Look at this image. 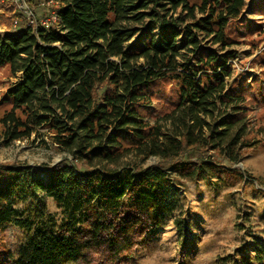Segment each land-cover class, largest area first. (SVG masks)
<instances>
[{
	"label": "trees",
	"instance_id": "trees-1",
	"mask_svg": "<svg viewBox=\"0 0 264 264\" xmlns=\"http://www.w3.org/2000/svg\"><path fill=\"white\" fill-rule=\"evenodd\" d=\"M32 2L34 27L0 32V71L14 79L0 93V146L46 130L64 155L45 178L0 163V235L26 234L14 253L0 241V264H122L172 220L173 184H251L234 166L264 145V68L225 80L232 47L264 39L241 18L264 15V0ZM261 251L235 264H264Z\"/></svg>",
	"mask_w": 264,
	"mask_h": 264
},
{
	"label": "rangeland",
	"instance_id": "rangeland-1",
	"mask_svg": "<svg viewBox=\"0 0 264 264\" xmlns=\"http://www.w3.org/2000/svg\"><path fill=\"white\" fill-rule=\"evenodd\" d=\"M10 14L11 9L7 8L0 18V28L6 29L4 31L14 30ZM241 18L243 24L249 22L253 29H257L255 26L259 25L264 34V15L254 14L247 8ZM255 37L256 34L253 35ZM232 49L238 51V58L231 62L234 70L230 78L225 80L226 83L239 82L244 77L250 83L260 69L264 68V60H257L264 49V39L256 46L244 39V43L233 46ZM0 81L3 82L0 93H3L14 79H8L1 70ZM158 85L169 90L178 83L169 80L165 85L160 80ZM253 109L254 113L249 118L252 117L254 122V115L258 116L263 112L255 106ZM160 125L164 131L171 128L167 122L161 121ZM45 132L46 130H38L28 140L14 142L8 147L0 146V163L30 166L45 178L49 168L60 162L64 155L56 150L53 136ZM42 140L46 145L42 144ZM158 160L151 157L141 166L153 165ZM124 161L136 160L128 157ZM234 167L253 178L250 180L251 184L244 189L242 184L227 187L223 183L217 189L206 183L195 185L180 181L173 184L172 191L175 190L176 193L172 195L171 192L170 196L177 201L178 208L172 220L163 228L153 229L135 253L123 259L122 264H235L240 253L253 256L256 245L260 246L264 258V145L256 151H245ZM47 206L50 214L60 216V211L51 201H47ZM25 236L24 231L8 227L0 235V241L14 253ZM250 236H254L253 239ZM2 254L4 252L0 249V255ZM93 262L98 263L96 258Z\"/></svg>",
	"mask_w": 264,
	"mask_h": 264
},
{
	"label": "built area",
	"instance_id": "built-area-1",
	"mask_svg": "<svg viewBox=\"0 0 264 264\" xmlns=\"http://www.w3.org/2000/svg\"><path fill=\"white\" fill-rule=\"evenodd\" d=\"M32 1L38 2L44 8L53 6L55 3V0H0V18L4 16V11L10 8L13 29L18 28L21 22H25V28L34 27L35 17L33 15ZM49 20L55 21L56 17L51 14ZM45 23L47 26L48 20Z\"/></svg>",
	"mask_w": 264,
	"mask_h": 264
},
{
	"label": "crops",
	"instance_id": "crops-1",
	"mask_svg": "<svg viewBox=\"0 0 264 264\" xmlns=\"http://www.w3.org/2000/svg\"><path fill=\"white\" fill-rule=\"evenodd\" d=\"M4 30H6V29H4V28H0V32H5Z\"/></svg>",
	"mask_w": 264,
	"mask_h": 264
}]
</instances>
